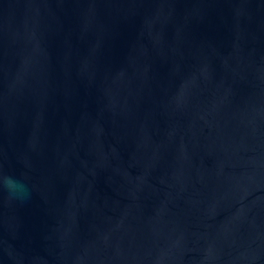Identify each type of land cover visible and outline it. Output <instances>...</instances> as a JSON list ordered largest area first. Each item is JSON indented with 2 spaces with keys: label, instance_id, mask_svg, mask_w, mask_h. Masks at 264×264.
I'll return each mask as SVG.
<instances>
[{
  "label": "water",
  "instance_id": "1",
  "mask_svg": "<svg viewBox=\"0 0 264 264\" xmlns=\"http://www.w3.org/2000/svg\"><path fill=\"white\" fill-rule=\"evenodd\" d=\"M0 264H264V0H0Z\"/></svg>",
  "mask_w": 264,
  "mask_h": 264
},
{
  "label": "clouds",
  "instance_id": "2",
  "mask_svg": "<svg viewBox=\"0 0 264 264\" xmlns=\"http://www.w3.org/2000/svg\"><path fill=\"white\" fill-rule=\"evenodd\" d=\"M4 187L8 190L10 198L14 196H19L21 198L27 196V189L25 185L18 183L17 181H14L10 177L4 178Z\"/></svg>",
  "mask_w": 264,
  "mask_h": 264
}]
</instances>
